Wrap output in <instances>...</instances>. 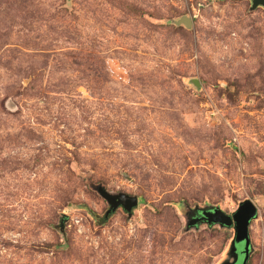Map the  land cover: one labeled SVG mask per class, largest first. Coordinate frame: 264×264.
<instances>
[{"label":"rangeland","instance_id":"1","mask_svg":"<svg viewBox=\"0 0 264 264\" xmlns=\"http://www.w3.org/2000/svg\"><path fill=\"white\" fill-rule=\"evenodd\" d=\"M101 191L137 206L103 219ZM244 200L264 264L261 8L0 0V264H239L231 228L186 224Z\"/></svg>","mask_w":264,"mask_h":264},{"label":"water","instance_id":"2","mask_svg":"<svg viewBox=\"0 0 264 264\" xmlns=\"http://www.w3.org/2000/svg\"><path fill=\"white\" fill-rule=\"evenodd\" d=\"M248 1L249 10L261 8L264 11V0ZM173 23L175 25L182 24L185 28L190 27V19L185 16L180 17ZM191 83L195 84L193 81ZM100 196L108 205V210L105 212L103 219H107V216L112 214L117 208H120L127 216H129L131 211L137 206V198L135 196H128L122 193L110 195L102 191L100 192ZM255 215V206L249 200H244L240 202L236 209L230 214H226L213 206L192 210L188 216L186 227H196L199 224H205L207 227L217 225L221 228H231L233 231V237L230 242L229 256H231L230 250L232 246L240 245L241 248L239 254L241 255V261L239 264H246L250 252L248 227L250 221L254 219Z\"/></svg>","mask_w":264,"mask_h":264},{"label":"flooded vegetation","instance_id":"3","mask_svg":"<svg viewBox=\"0 0 264 264\" xmlns=\"http://www.w3.org/2000/svg\"><path fill=\"white\" fill-rule=\"evenodd\" d=\"M232 261H233V258H232Z\"/></svg>","mask_w":264,"mask_h":264}]
</instances>
